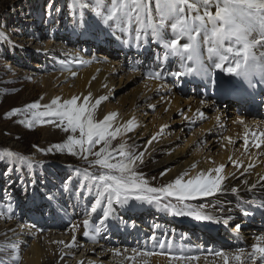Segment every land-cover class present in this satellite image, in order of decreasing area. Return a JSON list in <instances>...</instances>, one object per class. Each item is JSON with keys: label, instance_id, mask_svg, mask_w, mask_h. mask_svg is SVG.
I'll list each match as a JSON object with an SVG mask.
<instances>
[{"label": "snow or ice", "instance_id": "1", "mask_svg": "<svg viewBox=\"0 0 264 264\" xmlns=\"http://www.w3.org/2000/svg\"><path fill=\"white\" fill-rule=\"evenodd\" d=\"M71 7L74 13L79 9L77 27L82 30V34L94 31L98 36L111 35L122 46L137 50L147 46L150 40L158 43L163 49V58L159 60L160 69L150 70L148 78L163 80L164 65L171 59L180 68V71L170 73L173 77L185 76L210 82L215 86V71L220 70L243 80L252 88L257 84H264V50H258L264 49V0H155V15L152 0H72ZM213 7L214 12L211 10ZM85 9L94 14L97 21L95 27L86 26ZM7 39L6 34L0 31V40ZM182 40L184 43H181ZM79 99L73 97L61 102L56 98L44 105L31 103L23 109H14L12 115L23 113L26 118L20 123L29 128L48 123L70 133L65 142L55 144L47 150L40 149L41 152L47 154L53 150L66 151L73 156H82L90 167L99 166L102 170L90 174L85 169L79 173L87 181L84 187L95 197V203L90 206V212L82 222L84 236L96 241L97 235L105 230V221L114 215V205L126 208L132 201L139 205L154 206L158 211L173 216H190L198 221L219 222L220 217L206 211L207 204L196 205L191 202L229 191L224 183L227 179L224 174L225 165L195 174L185 170L165 186H151L149 180L138 171L147 148L145 152L139 153L134 145L127 143H120L113 148V141L132 131L136 127V121L130 120L127 124L114 128L115 114L107 115L103 120L96 119V108L101 101L108 99L107 96L96 99L94 104L90 103L91 94L78 104ZM29 114L30 119L27 118ZM163 130L162 128L161 132ZM251 136L252 146L261 149L264 145V131L252 132ZM156 139V135L152 136L147 145L151 146ZM97 145L102 147L99 151H94ZM244 149L248 152L247 136L244 139ZM89 156H94L95 159L89 160ZM0 162L10 165L9 173L15 168L23 169L26 166L32 169L34 164L42 163L9 149L0 150ZM233 166L241 168L243 164L233 161ZM192 167L195 168V165ZM248 167L251 168L252 165L249 164ZM65 188L67 189V184ZM231 191L235 192L236 189ZM212 207H216L215 203ZM260 207L264 208V204ZM12 208L9 202L7 211L14 215ZM98 209H101L103 219L99 221V226H94L90 223V218ZM4 214L5 210H0V216ZM224 222L227 224V220ZM72 227L74 230L78 228L75 224ZM235 228L239 229L240 225H235ZM236 238H239L238 234ZM149 239L155 241L157 248L166 249L174 261L188 264L189 261L199 259L193 250L182 245H177L173 250L171 239L167 243L155 235ZM8 248L11 249L12 261H19L18 246L10 244ZM3 251L5 249L0 248V252ZM132 251H139L142 256L157 254L146 249ZM245 252L244 247L235 249L233 259L237 264H245V261L247 264H255L257 260L264 264V235L258 237V242L252 245L246 256ZM215 255L222 257L224 264H228L229 255L224 251H217Z\"/></svg>", "mask_w": 264, "mask_h": 264}, {"label": "bare ground", "instance_id": "2", "mask_svg": "<svg viewBox=\"0 0 264 264\" xmlns=\"http://www.w3.org/2000/svg\"><path fill=\"white\" fill-rule=\"evenodd\" d=\"M212 9L215 11L214 7ZM67 31L70 32L72 41H75L77 32L72 27ZM108 36L115 40L111 35ZM101 38L103 37L99 39ZM38 40L29 38L28 42H32V46ZM181 42L184 43L183 40ZM51 43L48 41L44 44L45 47L42 50L45 54L54 51ZM115 43L117 48L122 49L120 55L124 58V63L121 62L123 59L117 63L111 60V53L97 55L99 61H91V59L84 61L81 54L77 55L72 50L73 56L59 61L61 71L39 77L42 83L41 88L45 89L41 103L51 102L55 96L56 87L61 85L63 88V93L59 98L61 102L79 97V104L83 102L85 96L91 94L90 103L94 104L96 99L107 96L108 99L101 101L96 108V119L103 120L105 116L115 114L114 128L125 125L130 120L136 121V127L132 131L117 138L130 136L137 141L146 139L149 141L152 136L156 135L157 139L152 142L151 146H146L147 151H144L143 162L153 159L155 155H160L156 167L163 171V176L168 181H174L178 174L185 170L195 174L221 164L225 165L224 174L227 179L224 183L229 191L210 197L217 208L215 210L206 209L220 217L219 225L204 221V229L214 238H204L205 241L201 242L202 244L194 241V246L187 249L192 248L199 259L189 261L188 264H224L223 258L215 255L221 250L229 255L228 264H237L233 259L234 250L244 247L246 256L252 245L258 242V237L264 235L258 230L244 232L240 228H235L234 232L229 235L226 234L231 224L245 225L246 221L264 210L260 207L264 204V145L261 149H256L252 146L253 137L251 136L252 132L264 131V104H260L263 100L261 97L263 92L257 96L259 101L256 108L246 100L230 101V97L236 98L237 95H232L228 91H221L214 99L206 92H202L203 88L206 90L204 86L190 85L194 82L193 78L184 77L182 79V76L170 75L173 71L169 66H176L180 69L178 64L171 59L165 63L163 68L167 70V73L166 70L162 71L165 78L163 80L151 79L148 78V72L152 69H147L145 65L146 55L151 52L150 47L147 49L145 46V52L138 57L136 53L132 54L137 63L132 58L130 60L131 52L128 47L122 46L116 40ZM39 44L37 43L35 48ZM60 50L61 48L58 49ZM136 50L134 48V51ZM151 53H154L153 49ZM74 56L82 63V67H78L79 63L75 66L78 70L73 68L74 63L69 62V59H74ZM161 57L163 56L158 57V64H160ZM157 63L154 64L155 69L159 70ZM35 67L41 70L39 72L44 70L38 64H35ZM134 68L138 70L133 71ZM181 82L185 84L184 88ZM53 84L55 87H52ZM136 84L139 85L130 89L128 95L124 94L123 97L120 95L125 89ZM115 100L117 102L113 103ZM221 106L222 108L230 106L232 110L227 114L221 110ZM177 116L181 119L174 120ZM150 118L152 119L149 122ZM162 128L163 132H161ZM246 136L249 139L248 152L244 149ZM240 142L239 150H236L235 146ZM182 143L183 146H181ZM233 161L241 162L243 167H234ZM249 164L252 165L251 168L248 167ZM193 165L195 168L192 167ZM233 188L236 189L235 192L231 191ZM61 211L66 214L68 222L64 233L60 234L55 230L46 231L42 227L26 224L22 226L26 231L15 234V238L26 247V259L29 264H42L47 260H56L58 264H62L66 256L73 258L71 264H184L183 261L172 260L166 249H159L156 246L153 248V245H142L137 250L154 251L156 255L142 256L139 251L134 253L132 250L136 248L129 246L134 237L130 235L134 225L129 224L127 220L119 225L110 216L109 220L105 221V230L97 235L96 241H93L90 237L84 236L85 229L80 228V223H73L71 214L67 213L64 207ZM245 212L248 214L245 215ZM94 214L90 218V223L99 226V221L103 219V216L97 218L96 213ZM241 218L243 221L240 222ZM42 221L43 218L38 222L43 224ZM74 224L78 226L75 230L72 227ZM163 224L167 223L162 222L161 225ZM139 228L142 230V235L143 233L154 235L151 227L145 224ZM162 230L164 231V228ZM116 234L124 236L121 235L122 239H112L116 237ZM136 234L139 235L137 231ZM178 234L180 233L175 231L174 236L177 237ZM128 235L131 239L127 238ZM225 238L226 242H224ZM59 241L64 243H56ZM208 243H211L210 246L205 248ZM69 244L72 246L66 247ZM173 250H175V245H173ZM92 256H96V259ZM245 264H247L246 261ZM255 264H260L259 260Z\"/></svg>", "mask_w": 264, "mask_h": 264}, {"label": "rangeland", "instance_id": "3", "mask_svg": "<svg viewBox=\"0 0 264 264\" xmlns=\"http://www.w3.org/2000/svg\"><path fill=\"white\" fill-rule=\"evenodd\" d=\"M71 2L72 0H0V31L8 37L7 40H0V150L9 149L42 162L34 164L32 169L25 166L23 169L15 168L10 173L8 172L10 165L7 162H0V210H5V214L0 216V248L5 249V251L0 252V264H29L28 259H26V247L15 238V234L18 232L26 231L22 226L31 224L39 228L42 227L46 231L55 230L62 234L66 230L65 226L68 225L66 214L61 211V208L64 207L67 213L71 214L73 223H80V228L84 229L83 219L90 212V206L95 203L94 195L90 194L84 187L87 181L79 173L84 172L85 169L90 174L99 173L102 171L99 166L90 167L82 156H73L66 151L53 150L47 154L40 151V149L47 150L55 144L65 142L70 133H65L62 129L48 123L37 124L29 128L20 123L26 118L23 113L12 115L14 109H23L31 103L42 104L45 89L41 88L42 83L39 77L61 71L62 67L59 65V61L65 57L73 56L72 50L77 55L81 54L80 56L84 61H90V59L94 61L98 59L97 55L111 53V60L113 59L117 63L123 59L121 62L124 63L125 60L120 55L122 49L116 47L115 40L110 36H98L94 31L87 35L82 34V30L77 27L79 9L74 13ZM152 7L155 15V0H152ZM211 10L214 12L213 9ZM84 11L86 26L95 27L97 21L94 14L89 9ZM70 27L77 32L75 41H72L70 32L67 31ZM100 37L103 38L99 39ZM29 38L39 40L31 46L32 42H28ZM92 38L100 42L97 43ZM48 41L52 42L51 48L54 51L45 54L42 49ZM37 43L40 44L35 48ZM149 45L146 46L147 49L150 47V51L152 52L153 49L154 53L148 52L145 65L147 69H155L154 64L157 63L159 56H163V49L151 40ZM59 48H61L60 51H58ZM68 49L69 51H67ZM129 50L131 52L130 60L131 58L135 60L132 54L136 53L138 57V55H142V52H145L144 47L141 50L134 51V47L129 48ZM113 51L115 55L112 54ZM74 59H69V62L74 63L73 68L78 70L75 66L80 64L78 67H82V63L76 59V56ZM35 64L43 67V72H39L41 71L39 68H34ZM159 67L160 64H158ZM169 68L176 72V66H169ZM137 85L139 84L130 86L120 95L122 97L128 95L130 89ZM52 87H55V84ZM62 93V85L56 87L53 99L60 98ZM116 102V100L113 101V103ZM224 105L227 104L224 103ZM221 110L228 114L232 108L230 106L222 108L221 106ZM27 118H31L30 114ZM177 119L180 120L181 117L177 116L174 120ZM170 137L169 135V139ZM147 142V139L137 141L130 136L117 138L113 141V148L118 147L120 143H127L134 145L135 150L139 153L145 151ZM240 144L241 142L235 146L236 150H239ZM100 147L102 145H97L94 151H99ZM159 156L155 155L153 159L143 162L138 168V171L154 187L165 186L173 182L166 180L163 171L156 167ZM94 159V156H89V160ZM65 184H67V189ZM9 202L13 206L14 215L7 211ZM191 203L196 205L207 204L209 210L217 208L216 204L215 208L212 207L214 202L210 198L192 201ZM114 209L113 221L120 225L127 220L129 224L134 225L130 231V235L134 236L133 239L130 238V235L127 238L131 239L129 246L136 249L142 245H153L155 248V241L149 239L153 235L146 233L142 235V230L139 227L144 224L151 227V232L156 237L163 239L165 243L171 239L175 247L182 245L187 249L194 246V241L204 243V238H214L204 229V221H198L190 216H173L158 211L154 206L139 205L135 201H132L126 208L114 205ZM94 215V213L91 214V216ZM96 216L102 218L101 209L97 210ZM42 218L43 224H40L38 221ZM263 218L264 210L246 221V224L240 226V229L244 232L258 230L264 234ZM241 221H243L242 218ZM162 222L167 224L161 225ZM211 222L216 226L219 225L218 222ZM235 225L237 224H231L227 229L229 232L226 231L227 233H225L227 235L233 233ZM135 230L139 235L136 234ZM175 231L180 233L177 237L174 236ZM121 235L116 234V237L112 239H122L124 235ZM196 235L200 237L196 238ZM226 240L225 238L224 242ZM10 244L18 246L19 261H12L11 249L8 248ZM210 244L208 243L205 248L209 247ZM189 249L192 250V248ZM92 258L96 259V256H92ZM64 260L62 264H71L73 258L66 256ZM42 264H58V262L47 260Z\"/></svg>", "mask_w": 264, "mask_h": 264}]
</instances>
